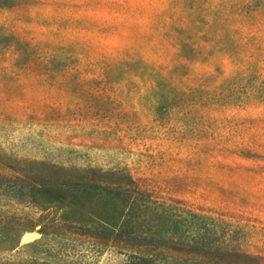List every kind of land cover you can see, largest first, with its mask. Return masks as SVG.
Listing matches in <instances>:
<instances>
[{"label":"rangeland","instance_id":"obj_1","mask_svg":"<svg viewBox=\"0 0 264 264\" xmlns=\"http://www.w3.org/2000/svg\"><path fill=\"white\" fill-rule=\"evenodd\" d=\"M85 172L230 224L264 264V0H0V264L148 252L32 196Z\"/></svg>","mask_w":264,"mask_h":264},{"label":"trees","instance_id":"obj_2","mask_svg":"<svg viewBox=\"0 0 264 264\" xmlns=\"http://www.w3.org/2000/svg\"><path fill=\"white\" fill-rule=\"evenodd\" d=\"M39 186L30 188L37 200L39 195L55 197L92 218V230L99 235L148 249L136 257V264H259L240 249L230 224L159 202L129 175L85 172Z\"/></svg>","mask_w":264,"mask_h":264}]
</instances>
